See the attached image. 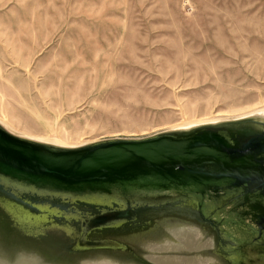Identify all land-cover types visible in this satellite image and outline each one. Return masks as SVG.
Returning a JSON list of instances; mask_svg holds the SVG:
<instances>
[{"label": "rangeland", "instance_id": "1", "mask_svg": "<svg viewBox=\"0 0 264 264\" xmlns=\"http://www.w3.org/2000/svg\"><path fill=\"white\" fill-rule=\"evenodd\" d=\"M231 123L264 131V0H0L12 134L70 148ZM14 226L0 217V264H226L210 228L173 214L124 236L133 252Z\"/></svg>", "mask_w": 264, "mask_h": 264}, {"label": "water", "instance_id": "2", "mask_svg": "<svg viewBox=\"0 0 264 264\" xmlns=\"http://www.w3.org/2000/svg\"><path fill=\"white\" fill-rule=\"evenodd\" d=\"M223 125L52 150L0 124V195L32 214L77 223L72 243L81 250L133 251L90 234L120 228L143 212L188 206L209 226L228 264L238 256L251 264L248 245L264 238V131L232 144L220 132ZM251 185L259 191L252 193ZM239 189L246 192L242 206L223 201ZM0 217L21 228L1 207Z\"/></svg>", "mask_w": 264, "mask_h": 264}, {"label": "bare ground", "instance_id": "3", "mask_svg": "<svg viewBox=\"0 0 264 264\" xmlns=\"http://www.w3.org/2000/svg\"><path fill=\"white\" fill-rule=\"evenodd\" d=\"M228 125L222 126V127L226 128V130H228L229 129ZM232 125H234V124H232ZM232 125H231V127H233ZM234 126H236V124ZM236 128H237V130H234V129L228 130L229 134L232 137V141H231L232 144H238L241 140L252 135L256 131H260L255 126L249 125V124H240V125L236 126ZM47 139L42 138V140H47ZM44 143H46V141H44ZM48 148H50L52 150L58 149V148L51 147L49 145H48ZM0 207H2L4 209L3 211H5L6 213H9L11 216H13L14 222L17 223L27 233H33L36 235H44L45 233H47L46 231L50 227H55V228H58L59 230H60V228H63L65 230H67L68 232H70V235L71 236L73 235L74 237L78 233L77 223H75L73 221H63V220H53V219L51 220L48 216L39 215V214H32L30 212L22 210L21 208L13 207L12 204H10L9 200H7L5 197H2L1 195H0ZM170 214L178 215V216H181L184 218H188V219H192L194 221H198L196 216L192 212H190V208L188 206H186V208L177 209V210L163 209V210L157 211L155 213L154 212L153 213H144L143 212V214L139 217V219H137L134 222L127 223L120 228L93 231L90 234V237H93V238H102V237L113 238L115 240H118V241L124 243L125 244V246L123 247L124 249L125 248L130 249L128 243L123 240L124 236L127 237L130 234L141 232V231H143V230H145L151 226L153 227L156 224L158 218L165 216V215H170ZM199 225H202L203 228H209V226L206 223L200 222ZM66 240H67V238H66ZM71 247L74 250H81V249H78L76 246H74V242L72 243ZM130 251L133 252L131 249H130Z\"/></svg>", "mask_w": 264, "mask_h": 264}, {"label": "flooded vegetation", "instance_id": "4", "mask_svg": "<svg viewBox=\"0 0 264 264\" xmlns=\"http://www.w3.org/2000/svg\"><path fill=\"white\" fill-rule=\"evenodd\" d=\"M251 187H252L251 189H253V191H254L252 193H257V191H259V189H257L259 186L251 185ZM261 190H262V188H261ZM237 191L238 192H229L226 195H224L223 196V201L226 204H227V202L230 203V204H233L232 206H235V205L242 206L244 204L243 203L244 201H241V199L244 198V195H246V192L243 191V193H242L240 189L237 190ZM237 197H239L240 200ZM248 197L251 198L250 195H248ZM186 205H188V204H186ZM253 209H255V208H253ZM257 237H258V239H255L251 246L248 245L249 246L248 248L251 249L250 252H249L251 257H252L251 258V262H252L251 264H264V238H262L260 236H257ZM238 258L239 259H237V257H236L234 259L233 264H250L249 263V259L246 256H244V258H240L238 256ZM225 262H226V260H225ZM226 264H228V262H226Z\"/></svg>", "mask_w": 264, "mask_h": 264}]
</instances>
